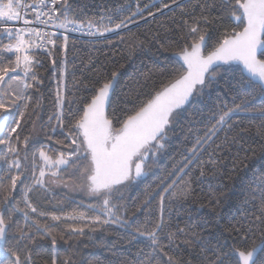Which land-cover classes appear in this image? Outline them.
<instances>
[{
	"label": "snow or ice",
	"instance_id": "6c2138e0",
	"mask_svg": "<svg viewBox=\"0 0 264 264\" xmlns=\"http://www.w3.org/2000/svg\"><path fill=\"white\" fill-rule=\"evenodd\" d=\"M50 4L47 0H36L31 5H26L22 0H0V22L5 25L7 22H18L22 19L21 11L30 8L35 14V21L40 24L58 21L55 26L59 28H67L72 24L74 31L84 29L83 23L68 17L69 0H50ZM173 7L181 13L179 20L173 21L178 35L174 39L165 36L163 43L159 33L151 37V42L165 51L174 48L173 55L180 62L178 67L168 69L167 81L158 88L153 87L146 99H139L140 92L131 89L123 93L122 100L116 97L115 101L113 97L119 75L115 71L103 82L97 80L91 87L85 86L90 95L73 94L70 100L58 83L56 111L48 117L46 124L41 125L48 129L43 142L31 134L21 138L25 116L35 114L39 107V101L35 105L31 104L32 96L28 95L29 90L40 83L28 50L43 47L45 43L55 46V40L45 39L54 34L30 27L32 21L28 19H24L22 28L0 27V33L15 38L14 44L9 43L3 48L5 53L14 52L15 59L6 61L0 55V146H3L0 150V245H3L0 248V264H31L32 246L39 245L42 240H50L54 251L51 264H58V237L51 231L58 224L66 225L64 232L68 240L85 235V228L90 226L119 224L133 239L143 237L148 242L151 253L140 264H192L191 258L185 260L182 255L173 253L182 252L181 243L191 248L196 243L202 245L203 241L186 227H180L179 224L172 227L170 218L165 217L166 201L171 204L173 200L188 199L193 192V173L199 171L200 175L195 179L200 180L205 176V165H211L214 171L219 169L222 161L218 153L238 143L247 131H233L239 124V121L229 123L234 115L259 118L261 123L257 125V134L264 139V107H250L256 95L264 98V0H169L162 3L156 13ZM41 8H47L48 11H41ZM137 11L142 12L143 9L138 6ZM214 12L218 15H214ZM57 13L63 16L62 20ZM156 13L149 11L148 16H155ZM42 16L48 18L42 20ZM103 19L100 18L101 21ZM108 19L111 22V18ZM126 21L132 22L131 17H124L114 27H96V22L89 19L87 28L91 35H103L104 32L126 28ZM169 31L173 29H165V32ZM25 34L29 39H25ZM32 37H38L41 43L35 44ZM64 39L67 41L66 36ZM120 39L124 41L126 38ZM127 39L131 40L130 55L145 43L135 36ZM35 63L39 64V61ZM52 63L55 65L56 61ZM233 64L241 68L236 78L237 91L232 106L229 107L227 102L216 106V111L208 117L210 123L204 125V134L196 135L191 140V147H185L180 160L160 178L156 189L146 194L150 198H154L153 193L159 196V217L155 221L146 218L143 223L139 222L137 213L151 203V199H146L141 202L137 212L124 219L118 214L123 206L113 203L114 194L147 175L148 161L154 160L165 147L168 131L179 121L185 105L195 106L197 98L202 99L207 90L214 86L220 70L223 68L225 72H231ZM18 70L23 75L18 74ZM156 72L163 75L165 69H157ZM154 74H145V85ZM29 80L32 82L29 83ZM237 99L239 103H236ZM129 104L132 106L129 107ZM53 119L55 124L51 123ZM31 123L35 129L37 120ZM58 129L62 136L60 139L56 138ZM221 131L224 132V138L216 143L215 138ZM230 132L233 134L229 135ZM52 152L57 153L55 159L49 154ZM245 152L241 160L233 162V171L241 165L244 169L248 168L244 161L252 158L247 155L248 152L255 155V149H245ZM62 173L79 180V184L73 186L74 189L86 190L90 196L100 200L99 205L87 206L99 215L88 217L84 212L70 216L57 215L39 211L33 205L29 194L41 188L46 189L48 183L69 186L63 181ZM46 175L51 179L46 181ZM29 176L32 182L26 184ZM252 180L255 187L250 191L256 195H249L243 203L256 201L258 214H245L238 225H230L225 229L243 247L233 246L223 252L217 249L215 259L208 261V264H264V172L257 169L253 172ZM210 198H216V203H219L215 192H211ZM118 199L122 200L123 195ZM21 203L23 208L20 207ZM167 210L170 216L171 210ZM18 213L23 215L24 225L20 226L17 221L18 226L13 232V218ZM30 213L38 218L34 219ZM77 222H82L84 227H77ZM181 237L184 239L181 240ZM59 239L64 240V236L61 235ZM68 240H64L68 246L65 251L72 247ZM61 264H75V261L69 255ZM121 264L132 262L123 260Z\"/></svg>",
	"mask_w": 264,
	"mask_h": 264
},
{
	"label": "trees",
	"instance_id": "16d2710c",
	"mask_svg": "<svg viewBox=\"0 0 264 264\" xmlns=\"http://www.w3.org/2000/svg\"><path fill=\"white\" fill-rule=\"evenodd\" d=\"M23 1L30 3L36 0ZM167 2L169 0H69L68 17L77 23H83L84 27H87L89 19L96 22V27H101V25L114 27V24L119 23L124 17H131L132 22L126 21V28L115 32H104L100 38L93 40L69 37L65 41L64 36L57 33L54 35L55 46L52 45L46 51H39L35 47L28 50L29 55L33 57L34 71L38 74L40 81L38 87L29 90L28 95L32 96L31 104L35 105L39 101V107L35 114L25 116L26 123L21 130V138L31 134L38 136L42 142L45 140V132L48 129L41 125L42 123L46 124L48 117L56 111L55 97L58 83L63 88L64 95L70 100L73 94L76 96L90 95L91 93L86 90L85 86L91 87L96 84L97 80L103 82L110 78L111 73L115 71L119 74L113 97L115 101L116 97H120L122 100L123 93L129 92L131 89L140 92L139 99H146L147 93L153 87L158 88L161 83L166 82L169 78L168 69L178 67L180 62L173 55L174 48L165 51L155 42H151V37L153 34L159 33L163 43L165 36L174 39L178 35L174 30L173 21L179 20L181 15L179 9L173 7L162 9L161 12L156 13V9L160 8L162 3ZM138 6L143 9L142 12L137 11ZM149 11L156 15L148 16ZM197 11H199L198 8ZM133 13L136 14L133 16ZM213 14L218 15L215 12ZM56 15L60 16V20L63 19L59 13ZM101 17L104 18L103 21L100 20ZM166 28L173 29V31L165 32ZM129 36L138 37L145 42L131 55L129 54L131 40L127 39ZM120 37L126 39L121 41ZM9 43L14 44L15 38L8 37L6 33H0V55H3L6 61L15 59L14 52H3L4 45ZM49 52L51 55H48ZM37 60L39 64L35 63ZM53 60L56 61L55 65L52 63ZM225 67L228 66L225 65ZM161 68L165 69L163 75L156 72ZM231 68L233 69L231 72H225L223 68L220 70L214 86L207 90L202 99L197 98L194 102L195 106L193 104L185 105V111L179 121L174 123L168 131L165 147L157 153L154 160L148 161L147 175L127 188H120L114 194L113 203L123 206L118 214L122 215L124 219L127 220L134 212H137L141 202L146 199H151V203L147 208L137 213L139 222L143 223L146 218L155 221L159 217V196L153 193L154 198H150L146 194L156 189L160 178L172 169L176 161L180 160L185 147H191V140L196 135L204 134V125L210 123L208 117L216 111V106L223 102H227L229 107L232 106L233 96L237 91L236 78L239 76L241 66L233 64ZM149 72L156 74L145 85V74ZM18 74L23 75L20 70H18ZM141 85L145 86L140 87ZM236 103H239V99L236 100ZM250 107L257 109L264 107V98L256 95ZM31 111L30 107L29 113ZM32 120H37L35 129H33ZM234 121H239V124L233 131L240 129L247 131L239 138L238 143L231 144L218 153V158L222 161L219 169L214 171L211 165H205V176L200 180L195 179L200 175L199 171L193 173V192L188 199L173 200L171 204L166 201L165 217L166 219L170 218L172 227L174 228L177 224L180 227H186L189 232L198 234L203 241L202 245L196 243L191 248L181 243L182 252L173 253L182 255L185 260L191 258L192 264H208V261L215 259L217 249L223 252L233 246L243 247L225 229L230 225H238L245 214H258L256 201L249 204L243 202L249 195H256L250 191L255 187L252 180L253 172L257 169L264 172V149H262L264 139L257 134V125L261 123V120L253 119L249 115L237 114L232 117L229 123ZM67 122L65 119V123ZM51 123L55 124V119ZM232 134L229 133V135ZM56 138H62L59 129ZM223 138L224 132L221 131L215 138V142L219 143ZM2 149L3 146H0V150ZM245 149H255V155L248 152L247 155L252 158L244 161L248 164V168L244 169L241 165L236 171H233V162L241 160L245 156ZM49 154L53 159L57 155L55 152ZM23 155L22 150L21 156ZM206 158L205 154L204 159ZM61 176L63 181L71 182L72 186L79 184V180L68 173H62ZM31 182L29 176L25 183L31 184ZM211 192L217 194L218 204L216 198H210ZM121 194L123 199L119 200ZM29 195L33 205L39 211L54 212L64 216L78 215L80 212H84L88 217L99 215L98 212L89 210L87 206L99 205L100 200L90 196L86 190L74 189V187L70 190H53L47 186L46 189L41 188ZM20 207L23 208L24 205L21 203ZM167 209L171 210L170 216ZM30 215L34 219L38 218L35 214L30 213ZM39 219L43 220V218ZM17 221L20 226L24 225L21 213L13 218V232L18 226ZM189 225L190 227H188ZM76 226L84 227V224L77 222ZM65 227L64 224H58L57 227L51 229L53 234L58 237L57 247L60 253L57 257L58 264H61L69 255L72 256L75 264H121L123 260L130 261L132 264H140L145 260V256L151 253V248L147 247L148 242L143 237L133 239L119 224L87 227L85 235L73 237L72 240H68V235L64 232ZM93 227L94 230H91ZM61 235L72 246L68 251H65L68 246L65 245L64 240L59 239ZM180 239L183 240L184 237ZM220 245L227 246L219 247ZM2 247L3 245H0V248ZM32 247L31 264H51L54 251L50 240H42L39 245ZM165 250L169 251L167 248ZM0 256H2V252H0Z\"/></svg>",
	"mask_w": 264,
	"mask_h": 264
},
{
	"label": "built area",
	"instance_id": "2783aa9c",
	"mask_svg": "<svg viewBox=\"0 0 264 264\" xmlns=\"http://www.w3.org/2000/svg\"><path fill=\"white\" fill-rule=\"evenodd\" d=\"M34 2H36V1H34ZM34 2L26 3L23 1V3H25L26 5H31ZM47 2L49 4V6H51L50 0H47ZM57 7H59V5H57ZM40 10L45 11V12L48 11L47 8H41ZM21 15H22V19L20 21H18V22H7L6 25L4 23H2V24H0V26L22 28V27H24V19H28L29 21H32V23L29 25L30 27L37 28L43 33L54 34V35L57 33H60L64 37L66 36L67 39L69 37H75V38H80V39H91V40H93V39H98L101 37L100 34H96V35L89 34V30L87 27H84V29L82 31H74V30H72L73 29L72 24H69L67 28H63V29H58L55 26L54 22H50L46 25L40 24L39 22L35 21V14L31 11L30 8H26V9L22 10ZM47 18H48L47 16L41 17L42 20H45ZM92 31L95 32V29L93 28ZM54 35H51L50 37H45V39L50 38V39L54 40ZM26 37H28L27 34H25V39H26ZM31 39L35 44L41 43V40L38 37H32ZM51 46H52L51 44L45 43L43 47H40V48L35 47V48L39 51H46ZM28 55H29V53H28Z\"/></svg>",
	"mask_w": 264,
	"mask_h": 264
},
{
	"label": "rangeland",
	"instance_id": "374dc122",
	"mask_svg": "<svg viewBox=\"0 0 264 264\" xmlns=\"http://www.w3.org/2000/svg\"><path fill=\"white\" fill-rule=\"evenodd\" d=\"M46 181L50 180L51 177L49 175H46L45 177ZM65 183H67L69 186L68 187H65L63 183H48L47 186L50 188V189H53V190H56V189H65V190H70L73 188L71 182H66L64 181Z\"/></svg>",
	"mask_w": 264,
	"mask_h": 264
},
{
	"label": "water",
	"instance_id": "95a60500",
	"mask_svg": "<svg viewBox=\"0 0 264 264\" xmlns=\"http://www.w3.org/2000/svg\"><path fill=\"white\" fill-rule=\"evenodd\" d=\"M177 58V57H176Z\"/></svg>",
	"mask_w": 264,
	"mask_h": 264
}]
</instances>
